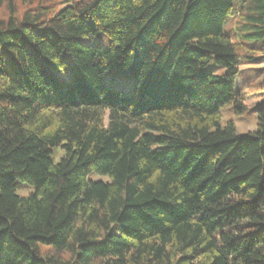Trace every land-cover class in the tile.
<instances>
[{
    "label": "trees",
    "instance_id": "1",
    "mask_svg": "<svg viewBox=\"0 0 264 264\" xmlns=\"http://www.w3.org/2000/svg\"><path fill=\"white\" fill-rule=\"evenodd\" d=\"M242 57L264 0H0V264H264Z\"/></svg>",
    "mask_w": 264,
    "mask_h": 264
},
{
    "label": "rangeland",
    "instance_id": "2",
    "mask_svg": "<svg viewBox=\"0 0 264 264\" xmlns=\"http://www.w3.org/2000/svg\"><path fill=\"white\" fill-rule=\"evenodd\" d=\"M240 0H234V3H238ZM61 5V4H60ZM236 18H232L225 26L226 31L233 27L237 22ZM81 40L84 43L101 44L105 48L110 45V40L103 32H98L92 37H83ZM240 74L236 80V90L240 91L246 98L247 108L243 114H236L232 106L222 107V119L223 121L232 120L236 126V130L239 134L247 133L250 130L257 128V114L255 111V105L262 98H264V58L257 57L252 60H248L245 57L241 58L240 62ZM68 79V78H65ZM105 82L121 88L125 93H130L134 85V76H120L118 72L107 73L105 75ZM61 154L60 149L55 150L53 155L56 159ZM93 177H96L95 175Z\"/></svg>",
    "mask_w": 264,
    "mask_h": 264
}]
</instances>
